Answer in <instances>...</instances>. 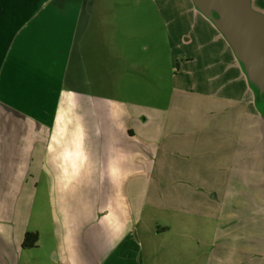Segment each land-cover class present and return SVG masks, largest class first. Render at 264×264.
Returning a JSON list of instances; mask_svg holds the SVG:
<instances>
[{"label":"crops","instance_id":"0c3cea01","mask_svg":"<svg viewBox=\"0 0 264 264\" xmlns=\"http://www.w3.org/2000/svg\"><path fill=\"white\" fill-rule=\"evenodd\" d=\"M4 1L0 0V264H26L25 235L40 234L37 226H46L50 216L58 236L65 229L69 232L58 251L60 264H144L133 229V210L139 206L133 207L127 194L134 181L143 204L152 185V199L162 205H154L158 209L192 208L201 215L208 209L217 216L236 173L241 120L211 137L203 105L201 114L181 115L175 98L167 111L138 106L141 112L135 113L131 104L117 103L111 70L124 65L129 54L139 71L161 51L145 52V47L160 46L161 41L154 37L147 44L144 37L132 52L115 45L103 37L108 35L101 22V16L107 19L103 3L95 7L94 0H26L16 9ZM182 2L186 8L193 5L191 0ZM24 13L32 18L16 23L17 15ZM200 23L197 20L195 32L184 35L179 44L174 33L167 43L176 55L188 50L185 60L199 62L209 73L210 50L199 45V30L206 24L199 27ZM239 70L243 71L240 64ZM183 94L192 98L196 93ZM213 95L200 101L215 105L217 111L231 102ZM182 121L197 129L181 128L188 127ZM260 180L264 183V177ZM258 193L259 188H252L241 194L246 196L242 201L236 199L243 206L240 214L264 213L262 205L248 207ZM39 194L53 210L29 216L31 200ZM101 226L110 237L89 242L91 230Z\"/></svg>","mask_w":264,"mask_h":264},{"label":"rangeland","instance_id":"374dc122","mask_svg":"<svg viewBox=\"0 0 264 264\" xmlns=\"http://www.w3.org/2000/svg\"><path fill=\"white\" fill-rule=\"evenodd\" d=\"M9 1L12 2L9 7L15 5L17 9V5L26 0ZM250 2L253 10L264 14L262 12L264 0H250ZM99 3H103L107 14L106 20L101 16V22L108 34L107 36L104 34L103 37L116 42L115 45L120 44L122 48L124 45L126 52H132V48H136L139 41L144 43V37L147 44L152 43L154 37L161 41L160 46L145 47V52L160 48L161 51L150 56L139 71L135 68L136 59L129 54L124 56V65L121 63L119 68L115 67L111 70L110 77L117 82V88L113 92V97L119 99L116 100L117 103L123 100L131 104L135 113L141 112L138 106L167 111L172 99L175 98L180 105L181 115L201 114L203 105L207 117L206 125L212 132L211 137L220 136L223 131L241 120V130L234 155L236 173L225 193L222 192L223 187L218 189L221 195L224 194V201L217 216H211L208 209H205V215L192 208L182 211L169 210L167 207L158 209L154 207L152 185L148 193V188L145 191L143 204L140 196L141 188L135 181L130 185L131 190L127 192L130 202L133 207L139 206V209L133 210L137 219L133 229H136L138 234L139 255L141 253L143 263L264 264V213L242 215L239 213V206H243L236 202V199L242 201L246 198L241 196L242 193H247L252 188H259L257 199L248 201V207L255 205L257 208L259 205L264 207V183L260 180L264 177V95L261 98L256 96L255 88L248 82L243 68V71L239 70L240 63L230 45L213 23L193 5L186 8L182 0L93 1L95 7ZM31 18L28 13L19 14L16 23ZM197 20L201 22L199 27H202L203 23L206 24L204 30H199L201 32L199 45L201 49L210 50L208 52V59L212 65L209 66L210 78L206 66L204 68L197 61L185 60L188 50L176 55L167 43H171L173 33L175 44H179V40H183L184 35L190 36L198 27ZM10 21L12 26L13 20ZM20 27L21 25L17 28ZM237 74L240 79L235 77ZM176 90L180 92L175 96ZM186 91L195 92L196 97H185L183 93ZM110 93L111 90H108L107 95ZM213 94L223 96L231 102L225 103L224 108L217 111L215 105L211 107V104L205 100L200 101V97H215ZM198 103L201 105L199 110ZM180 124L188 125L181 128L197 129L192 123L182 121ZM255 173L260 178L256 177ZM83 186L88 187L87 184ZM222 205L224 208L221 207ZM29 210V216L32 214L36 216L48 213L53 208L50 207L49 201H42L39 194L31 200ZM30 220L32 222L33 218L31 217ZM64 226L65 220H61V227ZM37 227L40 233L37 247L27 249L23 260L26 264H60L57 261L58 251L65 246L69 232L66 233L65 229L60 231L58 236L57 225L53 224L51 216L46 226ZM105 237L109 238L110 234L104 226H101L91 230L88 241L105 239ZM73 255L78 257L79 252L75 251Z\"/></svg>","mask_w":264,"mask_h":264},{"label":"water","instance_id":"95a60500","mask_svg":"<svg viewBox=\"0 0 264 264\" xmlns=\"http://www.w3.org/2000/svg\"><path fill=\"white\" fill-rule=\"evenodd\" d=\"M193 6L223 35L248 82L264 95V14L250 0H191Z\"/></svg>","mask_w":264,"mask_h":264},{"label":"trees","instance_id":"16d2710c","mask_svg":"<svg viewBox=\"0 0 264 264\" xmlns=\"http://www.w3.org/2000/svg\"><path fill=\"white\" fill-rule=\"evenodd\" d=\"M255 91H256V96L258 98H260L259 95H258L257 88H255ZM38 241H39V235H38V233H36V232H29V233H27L25 235V238H24V241H23V248H25V249L36 248L37 247V244H38Z\"/></svg>","mask_w":264,"mask_h":264}]
</instances>
